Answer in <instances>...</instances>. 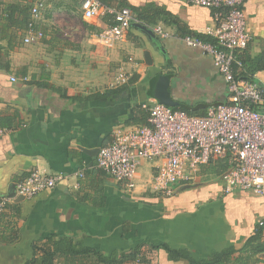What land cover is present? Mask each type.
Segmentation results:
<instances>
[{"label":"crops","instance_id":"0c3cea01","mask_svg":"<svg viewBox=\"0 0 264 264\" xmlns=\"http://www.w3.org/2000/svg\"><path fill=\"white\" fill-rule=\"evenodd\" d=\"M34 1L43 5L37 20L43 38L27 44V31L11 28L0 41L1 63L10 64L0 68V118L16 117L0 137V194H8L12 186L15 190L37 169L65 179L21 203L12 200L4 217L15 222L18 240L0 244V264H24L35 243L51 235L83 240L109 254L143 248L148 264H188L172 260L164 246L199 261L240 250L260 227L264 230V197L224 191L227 159H212L191 182L176 185L170 197L151 188L156 162L139 165L135 189L97 167L98 151L116 129L146 124L141 116L146 111L139 107L155 98L151 87L160 74L168 79L171 108L204 116L228 100L226 81L213 58L184 41L185 36H209L206 28L215 27V10L186 0H128L140 7L154 4L177 19L151 27L168 34L156 33L159 54L133 25L124 40L109 45L93 29L108 27L109 15L88 22L79 8L69 7L72 0ZM243 9L252 39L240 57L249 80L264 84V0H245ZM148 49L151 64L145 60ZM122 67L135 83L106 95L116 87ZM257 257L264 264V253Z\"/></svg>","mask_w":264,"mask_h":264},{"label":"built area","instance_id":"2783aa9c","mask_svg":"<svg viewBox=\"0 0 264 264\" xmlns=\"http://www.w3.org/2000/svg\"><path fill=\"white\" fill-rule=\"evenodd\" d=\"M186 1L215 10L216 25L206 28L207 35L215 42L193 36H185L184 41L213 58L226 81L228 100L211 107L204 116H195L150 98L141 104L148 114L147 123L132 129H116L111 141L100 148L97 167L118 182H126L129 189H135L139 165L143 161L156 162L157 173L151 188L155 193L170 197L176 185L191 182L203 165L212 159L224 158L229 164L222 177L226 193L239 189L264 197V84L241 75L245 73V64L240 52L246 50L252 39L243 9L245 0ZM78 2L85 21L105 15L113 17L114 24L98 36L102 43L112 45L124 40L132 24L137 23L129 8L108 7L100 0ZM42 6L37 4L32 10L33 19L24 40L27 44L44 36L35 28ZM154 32L161 37L168 36L161 27ZM119 74L114 86L130 80L125 67ZM16 81L13 77L12 82ZM8 132V129H0V137ZM64 179L61 173L33 170L17 184V195L33 198L53 189ZM11 202L9 198L0 197V214Z\"/></svg>","mask_w":264,"mask_h":264},{"label":"trees","instance_id":"16d2710c","mask_svg":"<svg viewBox=\"0 0 264 264\" xmlns=\"http://www.w3.org/2000/svg\"><path fill=\"white\" fill-rule=\"evenodd\" d=\"M74 6H69L80 9L78 0H72ZM104 5L115 8H129L136 22L146 24L150 27L158 26L160 22L169 23L170 21L177 23L167 11H159L156 5L147 4L145 6L132 5L128 0H100ZM36 4L34 0H18L6 3L5 0H0V6H3L1 15L4 24L1 22L0 41L11 28H17L20 31H28L30 22L33 19L32 10ZM85 25H92L84 22ZM105 23L108 26L114 24L113 17L109 15L105 18ZM133 25V24H132ZM36 30H39V25H35ZM96 33H101L100 28L93 27ZM19 31V32H20ZM205 42L214 43L215 40L209 36L204 37L195 35ZM2 48L0 46V68L9 69V63H1L3 61ZM243 59V58H242ZM244 61V60H243ZM245 64V63H244ZM242 73V77L249 79L246 74V69ZM135 83V77L130 80L129 85L116 86L108 90L106 95L118 94L130 89V86ZM98 94L96 97H103ZM141 108V106L139 107ZM179 110V108H172ZM185 111V108L180 109ZM190 114L189 112H187ZM143 121L147 123V112L141 113ZM192 115V114H190ZM196 116V115H195ZM16 117H1L0 128L10 129L14 125ZM5 212L0 214V244H12L18 240V235L14 232L15 222L10 219H5ZM7 225V227H5ZM10 230V235L6 233ZM14 234V235H13ZM170 254V258L174 261L185 260L188 264H259L262 262L257 256L264 253V230L260 227L256 234L247 240L244 247L240 250H226L223 253L216 254L214 257L199 260L194 259L188 252L179 249L169 248L164 246ZM148 255L144 253L143 248H135L129 252H112L105 253L94 247L86 245L83 240H76L70 236L51 235L35 243L33 256L24 264H148Z\"/></svg>","mask_w":264,"mask_h":264},{"label":"water","instance_id":"95a60500","mask_svg":"<svg viewBox=\"0 0 264 264\" xmlns=\"http://www.w3.org/2000/svg\"><path fill=\"white\" fill-rule=\"evenodd\" d=\"M134 27L138 28L143 35L145 36V38L148 40V44L149 47H151L154 51L158 52L159 54L162 53V49L159 45V40L156 36V33L154 32V30L143 23H134L133 24ZM145 44V43H143ZM152 59V54H151V50L148 49L147 51H145V60L146 62H149V64H151L150 60ZM167 85H168V79L161 75L158 77L157 79V84L155 85V87H151L152 91V95L162 104L167 105L170 107V102H169V98H168V89H167ZM132 92L135 93V89H132ZM99 152V151H98ZM12 187H10L8 194L6 195H2L0 194L1 198H9L17 203H21L24 200H26V197L21 196V195H17V186L14 189H12Z\"/></svg>","mask_w":264,"mask_h":264},{"label":"rangeland","instance_id":"374dc122","mask_svg":"<svg viewBox=\"0 0 264 264\" xmlns=\"http://www.w3.org/2000/svg\"><path fill=\"white\" fill-rule=\"evenodd\" d=\"M119 75H120V74L118 73V76H117V78H119ZM115 83H116V82H115ZM23 253H24V254H26V252H25V251H23Z\"/></svg>","mask_w":264,"mask_h":264}]
</instances>
